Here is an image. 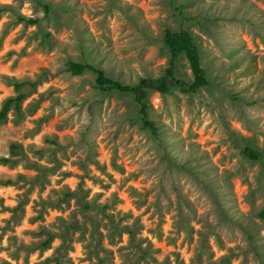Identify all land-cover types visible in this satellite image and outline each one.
<instances>
[{
  "label": "rangeland",
  "instance_id": "374dc122",
  "mask_svg": "<svg viewBox=\"0 0 264 264\" xmlns=\"http://www.w3.org/2000/svg\"><path fill=\"white\" fill-rule=\"evenodd\" d=\"M262 5L264 0H0V19L5 14L11 17L0 33V51L11 30L23 26L13 44L28 35L20 53L11 48L6 53L9 59L17 55L8 71L18 72L20 79L3 72L5 63L0 57V96L7 87L15 92V96L4 99L0 112L8 98L26 95L20 106L14 103L7 119L0 122V153H8V161L0 156V165L8 166L11 172L23 163L25 169L17 173L15 181L3 179L5 174L0 173V189L17 190L15 197L0 191V218L9 214L0 228V264H12L14 260L16 264H32L31 256L37 252L38 264H172L173 257L176 264H264ZM20 16L37 22L24 21ZM167 28H186L194 34L210 84L197 93L178 87L167 94L150 90V119L161 129L160 140L144 127L132 93L103 91L95 72L74 75L68 63H92L129 85L143 77H159L171 58L164 42ZM28 48H32L30 53ZM30 71L36 75L35 80L27 76ZM177 75L193 80L185 56L180 59ZM16 83L23 85L17 88ZM45 85L46 91L40 92ZM65 94L77 108L73 116L60 120L54 109L37 116L49 101L58 107ZM77 97L81 98L79 103ZM81 115L88 117L89 125L80 132L79 143L69 154L73 145L62 144L61 134L71 132L74 117ZM107 118L119 124L115 132L105 129ZM26 122L35 124V128L23 131ZM45 128L50 132L42 137L47 147L29 143ZM125 137L128 143L139 146V159L125 157L128 167H122L121 175L129 168L138 169L129 175L128 182H139L143 189L131 190L132 195L141 197L135 207L137 212L145 209L142 216L134 217L131 210L123 214L117 211L123 201L115 193L104 205L97 202L103 193L90 201L92 189L84 187L89 179L88 163L106 172V166L96 160L101 148L107 150L105 140L116 143ZM13 143L22 146L25 156L11 154ZM248 146L261 151L263 157L247 158L244 150ZM78 148L87 152L83 161L71 158ZM29 153L38 160H30ZM45 157L52 167L39 163ZM112 164L116 166L115 153ZM31 172L37 175H28ZM57 173L61 177L57 185L68 179L79 180L76 190L65 185L63 190L53 188L48 200H31L37 187L41 193L51 187L49 177ZM141 176H155L158 182L145 187L147 180ZM109 179H113L110 174ZM185 180L192 185L187 192L182 183ZM98 182L93 180V184ZM25 187L21 198L20 191ZM102 187L107 191L110 185ZM161 198L168 201L166 206ZM12 199L19 201L15 207L6 203ZM29 204L32 211L39 209L37 215H28ZM153 208L155 212L148 219L155 221V227L146 228L142 217ZM49 209L61 213L51 224L59 231L43 226L51 215ZM133 218V224H125ZM169 218L174 220L176 235L166 238L164 227ZM25 219L29 225L41 223L39 231L29 227L21 233L39 238L30 246L8 235L23 228ZM5 236L9 248L15 246L7 260ZM57 239L61 243L54 247ZM49 252L51 255H46ZM186 252L193 253L188 260L182 259ZM161 255L162 262L157 259Z\"/></svg>",
  "mask_w": 264,
  "mask_h": 264
},
{
  "label": "clouds",
  "instance_id": "9594fccd",
  "mask_svg": "<svg viewBox=\"0 0 264 264\" xmlns=\"http://www.w3.org/2000/svg\"><path fill=\"white\" fill-rule=\"evenodd\" d=\"M4 3H11L12 0H3ZM262 7H264V5H262ZM28 15H31V13H27ZM11 21V17L10 14H5L4 17L2 19H0V33L3 32V28L10 23ZM23 26L21 25L20 27L15 28L14 30L10 31V34L7 35L6 39L4 40V45H3V51H0V57L3 58V62L5 63V67L3 68V72L6 73L9 76H16L17 79H20V74L18 72H9L8 71V66L11 65L13 62H15L17 60V55H13L10 59L9 57L6 55V53L9 52L10 48L11 49H15L16 53H20L21 49L24 48L26 41L28 40V35H25L23 37V39H20L18 43L13 44L12 41L15 40L18 36V34H20V30ZM35 29H29V34L34 31ZM32 51V48H28V52L30 53ZM27 76L30 77L32 80H35L37 77L34 74V72H28ZM0 86H3L2 83H0ZM47 89V85H45L44 87H41L39 89L40 92H45ZM9 95L11 96H15V92L12 90L11 87H7L5 89V94L4 96H0V106H2V103L4 101V99H6ZM39 95V93H37V96ZM35 99V97H34ZM80 97L76 98V102L79 103L80 101ZM71 101L67 98V94H65V99L62 100L59 104V106L57 107L55 105L54 101H49L48 103H45L41 109L40 112L37 114V116H45L48 115V111L54 109L55 112H57L59 114V119L60 120H65L68 117L73 116V113L77 112V108H74L71 106ZM51 106V107H50ZM160 111V102L157 101V112ZM119 115V113L117 114ZM37 117H32L31 119H36ZM74 127L73 130L69 133H62V139H61V143L62 144H72L73 147H70L68 149L69 154H71L73 152V148L76 147V145H78L79 143V134L80 132L87 128V126L89 125V119L86 115H81V116H77L74 117ZM104 126L105 129L109 132H115L116 128L119 127V124L116 123L115 121H113L111 118H107L104 121ZM35 128V124L31 123V122H26L23 131H28L31 129ZM46 134H50L49 129L45 128L44 131L40 132L39 135L35 136L34 140L29 141V143L35 145L37 148H44L47 147L42 140V137H44ZM67 136L68 139H64L63 137ZM105 143L107 145V150L105 151L104 148H101L100 150V155H98L96 157V160L99 162V165L101 166H106V172L102 173L101 171L97 170V165L95 163H88L87 168H88V177L89 179H87L85 181V189H92V195H90L88 197V199L91 201L95 195L97 193H103V198L99 199L97 202L100 205H104L105 203H109L110 202V198L113 196V194H117L120 198L121 201H123V203H120L117 205V211H120L122 214L123 213H127L129 210H131L135 216H142L143 212L145 211L144 208H141L139 212L136 211V207L135 204L136 202L141 198L139 195H132L131 190L133 188L138 189L140 191H143V189L141 188L139 182H128V178L129 175L133 172H137L138 169L137 168H129L128 172H125L123 175H121V170L122 167H128V165H126L124 163V158L125 157H129L132 160H138L139 157L136 155L137 151L139 150V146L136 143H128L126 137L124 139H122L121 141H118L116 143H109L107 140H105ZM115 153V167H113L112 164V160H113V156ZM8 153L5 151L3 153H0V156L3 157H7ZM58 156L62 157L61 153H57ZM87 157V152L85 149L83 148H78L75 151V155H72V160L75 161H83L85 160ZM29 159L30 160H38L37 157H33L31 155V153H29ZM47 161V157H45L44 160H39V163L42 165H45ZM47 167H52V165L46 164ZM73 172H77L79 171L78 168H72L71 169ZM24 164H20L18 167H16V169L14 171H9L8 166L5 165H0V173H4V177L3 179H11L13 181L16 180L17 177V173L20 172H24ZM82 176L84 175L83 172L80 173ZM109 174L111 175V177L113 179H109ZM28 175L30 176H35L37 175L36 172H31L28 173ZM60 174L57 173L55 176H50L49 179L52 181L51 187H48L47 190L43 191L41 193L39 187H37L35 189V191L31 194L30 199L33 201H38L41 197H43L44 200H48L52 189L56 188L58 191L59 190H63L65 185H68L73 191L76 190V186L77 184L80 183L79 180L73 178V179H68V180H64L63 183L57 185L56 184V180L60 179ZM98 180V183L93 184V180ZM142 180H147V184L145 185V187L151 186V185H155L158 181L157 178L155 176H153L151 179H148L147 176H141ZM127 182V183H126ZM182 183L185 184V191L187 192L191 187V183L188 182L187 180L182 181ZM102 185H110V188L105 191V189L102 187ZM124 185L123 190H121V186ZM0 191H2L6 196L8 194L12 195L13 197H15L17 195V190L15 188L12 187H8V188H4V189H0ZM24 191H27V188H23L20 191V196L22 198ZM156 193H153V199L155 198ZM53 200L55 199V197H51ZM172 200L175 201V195L172 194ZM19 201L17 199H12V200H6L7 205L15 207L16 204ZM161 202L163 205H167L168 201L161 198ZM73 204L75 205V201H73ZM29 212L28 215L29 216H35L37 215L39 209L37 208L36 211H32V205L29 204L28 206ZM49 212L51 213L50 216L46 217L45 223L43 224L44 227H49L51 228V224L54 220L55 217L61 215V213L54 211L52 209H49ZM153 212H155V209L153 208L152 212H149L148 215H143L142 217V223L145 225L146 228H152L155 227V221H149L148 216H151L153 214ZM8 213L5 214V216L3 218H0V228L4 227V222L7 217H8ZM176 213L175 211L172 212V216L175 217ZM65 219H67V214L65 213ZM134 223V218L133 219H129L127 221H125V224L127 225H131ZM196 227H200V225H195ZM31 228L34 232L35 231H39L40 227H41V223L37 222L36 224L33 225H29L27 223V220L25 219L24 224H23V228H19L16 229L14 232H9L8 235H15L17 237L20 238L21 241L24 242L25 245L30 246L33 243L38 242L39 238H34L32 235H21V233L23 232L24 228ZM52 231H59L58 228H51ZM164 232H165V236L166 238L168 237H175L176 235V229L174 228V220L169 218L168 223L165 225L164 227ZM144 235L147 234V232L145 231L143 233ZM5 243H4V249L7 252L6 255H4V259L7 260L9 258V256L15 252V246L9 248L8 245V237L5 236ZM125 241H127V237H125ZM61 243V241L59 239H57L55 241L54 247L59 246ZM153 243H155V240H153ZM158 247H162V245H157ZM77 248H79V245H77ZM171 251V250H169ZM79 255V252L77 253ZM46 255H51V253H46ZM193 253L191 252H186L182 259L184 260H188V258L190 256H192ZM23 256L24 253H21V261L23 260ZM37 256H39V252H37L36 254L31 256V261L32 264H38L37 262ZM157 259L159 261H163L164 260V256L161 255L159 257H157ZM12 264H16V261H12ZM172 264H176L175 258H172ZM235 264H239V261H236Z\"/></svg>",
  "mask_w": 264,
  "mask_h": 264
},
{
  "label": "trees",
  "instance_id": "16d2710c",
  "mask_svg": "<svg viewBox=\"0 0 264 264\" xmlns=\"http://www.w3.org/2000/svg\"><path fill=\"white\" fill-rule=\"evenodd\" d=\"M24 21L36 23L35 19H28L26 16H20ZM164 42L171 52L169 65L164 73L159 77H143L135 85H129L122 81L115 80L107 75L106 71L92 63L70 61L68 70L74 75H80L85 71L91 70L97 75V83L101 90L120 92H130L134 96V100L140 107V115L144 127L150 130L154 136L163 140L161 129L153 120L150 119L148 95L150 90H155L161 94H167L175 87L180 88L184 92L197 93L201 88L207 87L210 84L206 68L203 64L202 54L196 42L194 34L186 29L181 28L174 30L167 28L164 33ZM185 56L193 73V80L189 81L177 75L180 59ZM23 83H16L17 88H21ZM25 94L21 93L17 97H10L5 101V104L0 112V122L5 121L14 103L20 106L25 99ZM11 154L14 156H25L22 146L19 144L11 145ZM244 155L252 160H259L263 157L261 151H256L252 147H246ZM8 161V159H2ZM238 213V209L235 210Z\"/></svg>",
  "mask_w": 264,
  "mask_h": 264
}]
</instances>
